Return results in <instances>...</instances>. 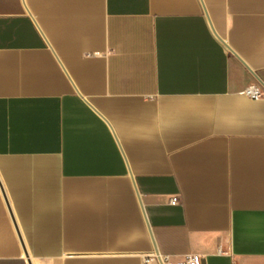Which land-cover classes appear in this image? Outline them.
Segmentation results:
<instances>
[{"label":"crops","instance_id":"obj_1","mask_svg":"<svg viewBox=\"0 0 264 264\" xmlns=\"http://www.w3.org/2000/svg\"><path fill=\"white\" fill-rule=\"evenodd\" d=\"M250 87L264 0H0V264H264Z\"/></svg>","mask_w":264,"mask_h":264},{"label":"built area","instance_id":"obj_2","mask_svg":"<svg viewBox=\"0 0 264 264\" xmlns=\"http://www.w3.org/2000/svg\"><path fill=\"white\" fill-rule=\"evenodd\" d=\"M245 94L253 100H258L264 97V93L256 87H250L246 90ZM178 203V198H172L171 204L176 205ZM219 253H223L220 248ZM144 264H203L204 259L200 255L190 254L185 256L181 261H173L170 257H162L159 254L152 253L143 258Z\"/></svg>","mask_w":264,"mask_h":264},{"label":"water","instance_id":"obj_3","mask_svg":"<svg viewBox=\"0 0 264 264\" xmlns=\"http://www.w3.org/2000/svg\"><path fill=\"white\" fill-rule=\"evenodd\" d=\"M152 240H153V243H154L155 253H156V254H159L158 249H157V247H156V244H155V242H154L153 235H152ZM28 263L31 264L30 260H28Z\"/></svg>","mask_w":264,"mask_h":264}]
</instances>
